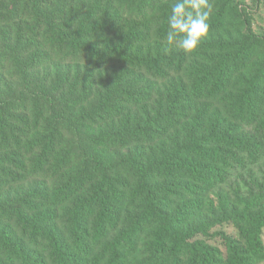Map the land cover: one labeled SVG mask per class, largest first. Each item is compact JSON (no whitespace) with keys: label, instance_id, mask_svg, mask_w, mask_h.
<instances>
[{"label":"trees","instance_id":"16d2710c","mask_svg":"<svg viewBox=\"0 0 264 264\" xmlns=\"http://www.w3.org/2000/svg\"><path fill=\"white\" fill-rule=\"evenodd\" d=\"M173 3L0 0V264H264V181L212 196L264 165V39L209 0L185 55Z\"/></svg>","mask_w":264,"mask_h":264},{"label":"clouds","instance_id":"9594fccd","mask_svg":"<svg viewBox=\"0 0 264 264\" xmlns=\"http://www.w3.org/2000/svg\"><path fill=\"white\" fill-rule=\"evenodd\" d=\"M209 0H175L167 18L165 42L185 55L196 53L210 31Z\"/></svg>","mask_w":264,"mask_h":264},{"label":"rangeland","instance_id":"374dc122","mask_svg":"<svg viewBox=\"0 0 264 264\" xmlns=\"http://www.w3.org/2000/svg\"><path fill=\"white\" fill-rule=\"evenodd\" d=\"M246 4L247 11L251 18V25L253 32L260 38L264 39V2H258V0H243ZM52 4V3H50ZM264 181V165H261L247 173L235 174L232 179L225 184V186L219 187L213 194L214 204L216 207L220 205V201L217 197L218 193L223 194L226 198L232 201L238 199H249L250 197L258 196L260 191L259 187ZM225 232L226 235L235 236L236 229L232 222H224L222 226H216L211 234L216 235L219 232ZM264 240V233H263ZM214 244H220L219 237L211 240Z\"/></svg>","mask_w":264,"mask_h":264}]
</instances>
